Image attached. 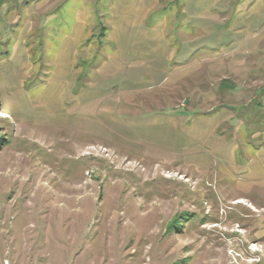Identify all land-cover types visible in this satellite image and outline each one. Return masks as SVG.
<instances>
[{
    "label": "rangeland",
    "instance_id": "374dc122",
    "mask_svg": "<svg viewBox=\"0 0 264 264\" xmlns=\"http://www.w3.org/2000/svg\"><path fill=\"white\" fill-rule=\"evenodd\" d=\"M0 264H264V0H0Z\"/></svg>",
    "mask_w": 264,
    "mask_h": 264
},
{
    "label": "bare ground",
    "instance_id": "6f19581e",
    "mask_svg": "<svg viewBox=\"0 0 264 264\" xmlns=\"http://www.w3.org/2000/svg\"><path fill=\"white\" fill-rule=\"evenodd\" d=\"M239 203V202H238Z\"/></svg>",
    "mask_w": 264,
    "mask_h": 264
}]
</instances>
